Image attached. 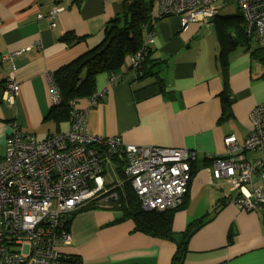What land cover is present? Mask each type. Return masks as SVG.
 <instances>
[{"label":"crops","instance_id":"1","mask_svg":"<svg viewBox=\"0 0 264 264\" xmlns=\"http://www.w3.org/2000/svg\"><path fill=\"white\" fill-rule=\"evenodd\" d=\"M145 1L152 6L149 23L142 25L143 41L152 27L149 58L160 63L139 77L126 57L119 68L96 76L95 93H102L98 101L80 98L75 108L87 133L119 136L126 144L195 149V174L184 207L173 214L175 240L144 232L128 210L96 204L63 216L72 243L61 245V251L79 256L81 264H173L179 233L205 215L182 264H264L263 213L237 206L229 184L210 179L206 170L211 157L225 151L226 136L233 134L242 143L252 129L249 114L264 99V65L251 55L259 45L251 37L248 44L224 51L213 19L230 15L219 6L218 15L183 25L179 15L160 14L159 0ZM122 2L0 0V158L10 122L38 138L70 128L71 117H51L46 75L96 47L109 19L123 11ZM53 6L62 7L54 21L37 18ZM66 34L75 38L65 40ZM17 50L22 51L2 59ZM10 75L17 83L14 103L3 97ZM224 96L229 103L224 104ZM114 162H107L104 171H115ZM222 198L225 205L220 206Z\"/></svg>","mask_w":264,"mask_h":264},{"label":"built area","instance_id":"2","mask_svg":"<svg viewBox=\"0 0 264 264\" xmlns=\"http://www.w3.org/2000/svg\"><path fill=\"white\" fill-rule=\"evenodd\" d=\"M219 1L227 0H159V9L162 16L179 15L185 25L214 17L218 13L214 3ZM234 1L244 16L246 32L256 44L264 45V0ZM61 10L53 6L38 13L37 18L54 21ZM153 37L150 27L140 49L128 58L138 76L142 75L141 60ZM21 51L4 54L2 59ZM46 76L52 103L57 104L60 94L53 75ZM114 79L112 75L111 82ZM16 93L17 83L10 75L3 97L14 103ZM100 95L94 93L90 103L98 101ZM70 105V128L44 138L24 133L16 122L9 123L0 158V264H59L61 245L72 243L63 216L92 202L110 206L118 184L107 182L103 173L106 163L116 158L125 163L127 180L144 210L177 207L187 192L195 149L126 144L119 136L87 133L75 101ZM249 118L252 129L243 142L233 134L226 136L225 151L212 156L206 170L210 179L229 184L237 206L264 215V99L253 107ZM255 149L262 156L248 161L245 152Z\"/></svg>","mask_w":264,"mask_h":264},{"label":"trees","instance_id":"3","mask_svg":"<svg viewBox=\"0 0 264 264\" xmlns=\"http://www.w3.org/2000/svg\"><path fill=\"white\" fill-rule=\"evenodd\" d=\"M122 4L123 11L107 22L103 40L96 47L71 62L62 65L52 74L54 83L60 94L59 103L53 104L50 111L51 117L54 119L59 120L62 113L64 117H71L72 119L70 101L74 100L76 102L77 99L92 96L96 90V76L100 73H109L119 68L123 65L126 57L136 53L142 46L144 36L142 25L150 21L152 2H146L145 0H123ZM213 21L216 23L218 41L224 51L236 45L249 43L251 36L246 32L245 19L238 7L235 14L230 16L218 15L215 16ZM69 37L71 39L75 38L73 35L66 34L64 39L67 40ZM150 54L151 50L148 47L141 60L140 70L142 71V75L139 77L148 75L150 73L149 68L153 63L154 65L160 63L151 60L149 58ZM251 55L253 59L259 60L264 65V45H260L252 50ZM222 100L224 104L229 103L227 96H224ZM113 161H115V172L122 181L114 187L113 191L116 193V198L111 199L109 203L112 205V208L128 210L144 232L175 240L174 233L172 232L173 214L176 210L184 207L188 189L182 202L177 207L164 211L144 210L140 206L136 192L127 180L125 163L117 158ZM194 162L191 164V176L195 174ZM223 199L225 200V198L221 199L220 206L225 205ZM94 206L96 204L92 202L80 207L78 210L89 209ZM205 218L206 216L203 215L200 218L189 221L185 229L179 233L176 239L179 250L174 256L173 264H182L183 256L187 251L188 241L204 224ZM59 264H81V259L77 255L62 253L59 258Z\"/></svg>","mask_w":264,"mask_h":264},{"label":"rangeland","instance_id":"4","mask_svg":"<svg viewBox=\"0 0 264 264\" xmlns=\"http://www.w3.org/2000/svg\"><path fill=\"white\" fill-rule=\"evenodd\" d=\"M214 5L219 6L221 13L225 15H231V14L233 15L237 11V5L234 0H227L226 3H222V4L220 2H215ZM224 7H227V8L223 10ZM246 154H247L248 160L256 159L262 156V152L258 150H248ZM103 176L106 179V181L109 183L113 182L112 179L114 180L115 183L117 184L120 183L118 174L110 167L105 169Z\"/></svg>","mask_w":264,"mask_h":264},{"label":"flooded vegetation","instance_id":"5","mask_svg":"<svg viewBox=\"0 0 264 264\" xmlns=\"http://www.w3.org/2000/svg\"><path fill=\"white\" fill-rule=\"evenodd\" d=\"M117 184V183H116Z\"/></svg>","mask_w":264,"mask_h":264}]
</instances>
